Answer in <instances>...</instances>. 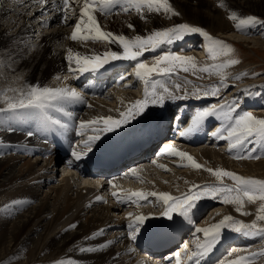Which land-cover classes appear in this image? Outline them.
<instances>
[{"label":"bare ground","instance_id":"6f19581e","mask_svg":"<svg viewBox=\"0 0 264 264\" xmlns=\"http://www.w3.org/2000/svg\"><path fill=\"white\" fill-rule=\"evenodd\" d=\"M171 1L173 6H187L188 10V6L191 4V0ZM196 1V5H208L203 0ZM231 1L232 3L237 1L242 7L264 15V0ZM37 4L40 5L38 0H23L22 5L11 7V12L0 9V94L13 93V95L9 94V101L12 99L18 101L21 98V89H26L30 85H38L74 89L80 98L50 101V105L48 104L42 110L30 108L0 111L1 264H6L3 262L15 259L22 253L24 256L22 255L23 257L14 264H50L51 261L61 256L71 257L78 264H139L138 257L133 261L130 258L134 249L138 252L143 251L141 248L144 245L141 242L145 240V230L159 227L161 224L168 225L171 222L183 224L185 222L183 226L190 228V233H193L197 227H206L222 219L223 216L218 213L215 218L211 219L214 216L211 215L204 222L195 226L192 219L197 215L199 206L191 213L189 222L178 215L175 216V219L169 220L161 215L162 211L155 212L157 198L149 197V202L141 201L140 205L127 201V195L132 191L148 193L164 190V192L178 196L188 191L192 185H199L204 180L217 181L215 176L205 170L207 168H203L206 172L199 173L195 177L190 175L193 177L192 179L188 176L186 181H180L174 176L172 178H175L173 181L176 182L173 186L166 188L157 183L158 176L153 175L159 167L152 164L146 172L147 178H142V180L148 181L149 187H140L137 190L134 189L135 186L132 187L126 183V179L131 178L132 175L119 174L121 164L112 168L109 174L98 176L93 175V171L84 169V165L89 166L88 155L95 152L98 147L117 140L124 139L126 141L125 138H128L129 135L124 133L125 128L133 125L136 120L142 122L152 118L154 105H149L146 111L135 119L130 118V123L123 125L120 129L102 135L101 140L94 145L88 155L79 161L75 160L72 156L73 149L83 147L82 141L86 140L88 135L93 134L90 129H84L83 134H80V122L106 116L120 118L121 112L126 111L136 100L144 98L145 84L143 91L136 95L134 94L135 90L134 93L129 90L138 89V86L131 85L129 80L117 83L108 80L107 87L115 86L117 89L108 91L103 97H92L84 87L80 86L79 78L83 76L84 72H69V61L66 59L68 49L81 56L99 55L101 57L107 50L122 51V49L118 44L106 41H73L70 38L69 28L65 27L67 24L60 23L58 18H54L48 24L39 20L34 25L31 24L28 20L36 19L34 13H39L44 18V14L38 10ZM123 7V3L113 5L109 9L112 10L110 17L107 16V10L103 12L102 18H105L106 28L109 31L103 26L101 28L111 33L116 30L120 31L122 35L131 39L144 28L141 20L146 17L148 12L145 10L144 16L141 17L134 8L125 12ZM132 12H135L134 18H129L127 14ZM189 13L193 12L189 10ZM129 24L134 26L132 28H136V33L131 34L127 30L130 28L126 27ZM153 24L159 25V21L155 20ZM8 29L10 31L13 29V32ZM232 29L234 28L232 27ZM233 39H241L247 43L252 42L258 50L263 51L264 49L260 48L261 41L245 39L236 35H233ZM106 44H109L107 48ZM192 44L195 45L194 42ZM113 62L110 61L106 66ZM72 67H76L75 63L72 64ZM239 70L247 71V68L240 67ZM49 75L56 79L55 82L53 79H47ZM91 78L97 80L94 76ZM232 78V76H224L215 84L222 91ZM154 80L157 81L155 75ZM167 83L168 88L176 96H184L185 92L188 93L187 98L181 99L183 101L195 99L200 103L207 100V96L202 95L203 90L200 87L188 88L183 82L182 84L173 79H169ZM176 85H180V88L177 89ZM195 89L201 90L199 99L191 95ZM104 91L101 89L97 93L102 95ZM157 91H162V89L158 88ZM60 105L63 110H60ZM85 108L87 110L86 117L77 110ZM0 109H7V104L3 105L1 100ZM66 110L71 113L63 114L62 111ZM239 113L243 112L239 110L237 114ZM209 118L211 119V117ZM56 120L60 121L59 125L54 123ZM98 126L102 127V125ZM29 131L34 133L31 137L27 135ZM199 153L209 161L212 169L228 167V158L222 157L218 150L203 148L199 150ZM212 156H218L219 161L212 160ZM262 164L264 165V163ZM59 165L61 166V178L56 180L55 172L57 175L59 172L57 166ZM242 165L247 166L246 163H242ZM71 169L76 171L77 176L72 173ZM179 169L181 166H178L176 171ZM195 169L193 167L191 170ZM259 169L261 170V168ZM191 170L188 171L189 174H192ZM183 171L185 170L183 169ZM102 177L104 178L102 179ZM137 182L139 179L136 180ZM99 185L100 189H97ZM113 192L121 193L125 197V202H118L113 196ZM97 197L101 199H97ZM211 200L213 199L205 198L201 201H205L207 204ZM13 201H18V203H12ZM129 203L134 209H130ZM5 205L8 207L6 208ZM224 205L229 206L228 204ZM130 212L134 216L142 214L149 217L144 224L145 228L142 227L136 239H132L129 235L131 229L128 228V224L132 220L128 217ZM70 225H76V227L70 228ZM92 233L99 234L92 236ZM198 234L203 240V234ZM86 237L90 238L85 239ZM194 238L193 236L191 240ZM223 239L226 237L224 236ZM131 243L134 244V249L131 247ZM100 245L105 246L100 247ZM258 245V243L253 246L248 245L245 249L240 247L225 261L235 259L236 255L264 251V247L261 248ZM82 247H91L96 250L82 252L79 250ZM197 258L189 259V263L192 264ZM151 262H155V260L153 259ZM254 264H264V258H257Z\"/></svg>","mask_w":264,"mask_h":264},{"label":"snow or ice","instance_id":"6c2138e0","mask_svg":"<svg viewBox=\"0 0 264 264\" xmlns=\"http://www.w3.org/2000/svg\"><path fill=\"white\" fill-rule=\"evenodd\" d=\"M44 3L45 0H40ZM73 3L76 0H72ZM70 0H62L63 5V21L66 23L69 19L68 8ZM123 3V10L125 12L134 8L135 11L144 16L145 10L148 13H160L179 15L175 12L170 0H83L82 6L79 9V19L76 21L74 30L71 33V39L73 41H106L115 43L120 46L122 51L107 50L103 53V56H81L79 53H73L71 49H68V55L66 59L69 61V72L77 71L80 73L88 71H98L103 68L104 65L110 61L125 60L134 61L135 70L134 75L142 80L145 84L144 98L136 100L131 104L126 111L120 113V118H113L112 116L97 117L93 120L80 122V134H83L84 129H90L92 135H88L86 140L82 141L83 147L73 149L72 156L75 160L79 161L84 156L88 155L94 148V145L101 140L102 135L114 132L120 129L123 125L130 123V118L135 119L137 116L142 115L149 105L163 106L166 100L183 99L187 98L188 93L185 92L184 96H176L173 91L167 87H163L162 91H157L156 81L154 80V74L168 75L176 71L178 68L184 72L196 71L197 65L195 58L192 56H183L174 52H165L163 55L157 57L155 61L149 65L142 59H140L145 52L155 51L165 44H172L176 41L183 40L187 35L200 34L205 37L209 44L207 45L210 53H213V58L217 54V48L220 53L232 51V47L227 45L224 41L214 39L205 30L198 26H191L187 23L174 25L161 30H154L151 33L141 36L136 35L133 38H128L124 35H116L111 32H107L101 28L98 23L94 12L99 10L105 12L109 10L113 5ZM98 6V9H97ZM223 6V5H221ZM230 19L237 20V16L233 13ZM257 18L248 16L240 19L236 24L237 29H241L242 26H250L257 23ZM128 27H134L129 24ZM75 63L76 67L73 68L72 64ZM229 63H238V61L232 60ZM226 66V65H223ZM214 65L213 68L223 67ZM208 67L200 69V71H209ZM67 78V77H65ZM121 79H124L123 77ZM179 89L180 85H176ZM220 89L218 87H211L210 90H204L202 95L204 96H218ZM192 96L197 99L200 98L201 90L195 89ZM70 98H80L79 94L74 89L68 88H52L41 87L38 85L27 86L26 89H21V98L17 102H9L7 109H0V111L6 110H18V109H44L48 106V102L65 100ZM239 107L237 101L231 103H225L222 105H211L201 109L193 114L190 118V123L182 131L179 132L181 137H186L199 131L204 122L209 117H217L218 119L226 118L231 121L227 126L221 125L211 135L216 137L220 136L221 132L227 133L226 136H220L221 139L228 141L229 151L237 148H243L245 144L251 143L253 139L264 140V118H257L250 112H243L236 115V109ZM227 108L228 111L224 112L223 109ZM55 124H60L59 120L54 121ZM98 125H102L98 126ZM34 133L29 131L27 135L31 137ZM161 152L164 154H171L179 157L181 160H187L188 165L196 169H201L204 166L199 164L194 157L189 153L179 150L174 146L168 144L163 145ZM254 152L250 153L247 158H252ZM239 158H245L238 156ZM257 159L259 157H256ZM71 163V162H70ZM165 167V166H161ZM210 174L216 177L217 182L210 185H192L188 191L174 196L168 192H148L144 191H132L127 195V201L139 205L141 201L149 202V197L157 198L163 202L164 211L162 216L169 220L175 219L178 215L183 217L187 221H191V213L197 208L198 203L205 198L219 199L224 204L235 205V210L243 215H249L248 212L243 211L245 202L256 203L259 201V207L257 209L256 219L251 223H245L241 220L234 219L231 215H225L218 222L212 223L206 227H197L196 233L203 234V241L197 237L195 241L196 251H193L188 256V259L193 257H203L211 253L222 239V233L225 229L241 233L244 235H253L264 238V226L258 225V221H264V180L247 178L241 176L235 172L228 171L223 168H207L205 169ZM130 174L139 178L138 172L135 168L129 170ZM230 178L234 181L233 185L224 184V178ZM111 183V182H110ZM115 187V185H113ZM113 196L116 197L118 202L124 203L125 197L119 192H113ZM97 199H101L97 197ZM12 203H18L13 201ZM7 208L8 205H5ZM128 217L132 218L128 224V228L131 229L129 235L132 239H136L137 234L142 230V226L149 218L145 215H135L128 213ZM70 228L76 227V225H70ZM102 232V230H101ZM99 233H92L95 236ZM86 237L85 239H89ZM111 243V242H109ZM105 245H100L104 247ZM185 249L188 245H184ZM80 251H95L96 249L87 247L80 248ZM131 251V250H130ZM229 253V257L234 254ZM177 264H180V253L175 254ZM257 258H264V251H257L249 253L248 255H236L235 259H228L227 261H221L220 264H254ZM51 264H78L71 257L61 256L51 261ZM199 264V261H197Z\"/></svg>","mask_w":264,"mask_h":264},{"label":"rangeland","instance_id":"374dc122","mask_svg":"<svg viewBox=\"0 0 264 264\" xmlns=\"http://www.w3.org/2000/svg\"><path fill=\"white\" fill-rule=\"evenodd\" d=\"M203 1L207 2L208 7L196 5L197 1L191 0V4L188 7H189V10H191L193 13H189L187 6L186 7L185 6L183 7L180 5L174 6L175 11L178 12L179 15H174L171 20H169L170 19L169 16H166L165 20H169L166 23H176V24L187 23L191 26H198V27L202 28L203 30H205L211 37L220 38L221 41H224L227 45H230L233 50L230 52L220 53L219 48H217V54H215V58H213L214 54L210 53L208 50V47H207V45L209 44V41L205 37L200 35L198 37L203 38V43H204L203 49L205 51V55L207 58L199 59L200 61L195 60L196 65L200 66V67H197L196 71L190 70L188 72H184L178 68L177 72L182 74L183 76L189 77L191 79H194V80H197L200 82H209V81L211 82L217 78L218 74H236L237 76L238 75L240 76L239 79L236 78V81L238 82V83H236L237 84L236 87L241 88L244 86L243 87L245 89L244 91L250 92V96L253 94V92L251 90H249V87H251L252 85L255 86L254 87L255 89L260 88L262 90V92L264 93V91H263V89H264V54H263L264 49H263V51L258 50L256 48V46L253 45L252 42L247 43L246 41L241 40V39H239V40L233 39L232 41L230 40V39H232L233 35L242 36L245 39H253V40L261 41L262 45L260 46V48H264V15L260 14V13H255V12L251 11L250 9H247L246 7H242L241 5L238 4L237 1L236 2L234 1L233 3H232V1L230 2V0H229V2H227V0H203ZM192 3H193V5H192ZM221 5H223V6H221ZM198 6H199V8H198ZM201 8H202V10H200ZM204 8H206V9H204ZM180 9H182L183 11ZM233 13L236 14L237 20L230 19V16ZM248 16L256 17L258 22L256 23L255 26H262L263 29L256 30L255 28H253L251 30H248L244 35H239L236 33H229V32H231V30H233L232 27L235 29V24H233L229 28V24H228L229 22L233 23L234 21L236 22V21L243 19L245 17H248ZM160 20H163V18L161 17ZM160 20H157V21H160ZM142 25H143V23H142ZM143 26L145 27V29L140 31L138 35L144 36V35L151 33L152 31H154L155 24H153V25L149 24L148 25L147 23H145ZM126 27H128V26H126ZM246 27L249 28L250 26H247V25L243 26V32L245 31ZM8 30L10 31V29H8ZM127 30L129 31V29H127ZM10 32H13V29H11ZM130 32H134V30L131 29ZM224 32H227V33H224ZM114 34L121 35L120 31H117V30L114 31ZM218 34H221L222 37L219 36ZM227 36L230 39L223 38V37H227ZM162 53H163V51H162ZM190 54H193V53H190V51L185 50V51H183V54H179V55L190 56ZM161 55L162 54H159L157 57H159ZM149 60L150 59H147V61H149ZM232 60L238 61V63H234V64L229 63ZM214 65H218V66L226 65V66L213 68L212 66H214ZM204 66L208 67L210 70L209 71H200V69L204 68ZM240 67L247 68V71L246 70H244V71L239 70ZM227 76H232V75H227ZM53 81H54V79H53ZM54 82H52V83L54 84ZM217 82H218V80H217ZM230 84H232L231 86H235V83H233V82H231ZM241 84H242V86H240ZM58 85L60 86V84H58ZM194 87H197V86L193 84L191 88H194ZM236 87H234V88H236ZM22 88H24V87H22ZM188 88H190V87H188ZM232 90H230L225 95H228ZM9 94L13 95V93L11 94L10 92L0 94V100H1L2 104L6 103L4 100H6L7 97H10ZM4 95H7V96H4ZM2 97H3V99H2ZM9 99L10 98H8L7 101H9ZM9 102H17V101H14L12 99ZM115 108H117V107H115ZM85 117H86V115H85ZM197 158L201 161V163L204 162V160L201 158V156H199ZM213 159L214 160L216 159L215 161H219L218 156H214ZM177 160H179V159H177ZM261 160H262V162H260ZM198 163L201 164L200 162H198ZM262 163H264V156L259 157L258 159L252 158V159L246 161V164L248 167L246 165H242V163H241L240 166H239V164H237V166H232L231 168L235 169L236 171H239V175H241V176L247 177V176L251 175V176H253V179L264 180V175H263L264 174V169H263L264 165ZM205 164H206V166L201 164L204 166L203 168H208L207 166H210V168H211V164L209 163L208 160ZM257 165H260V166L258 167ZM203 168L191 170L192 174L187 173L186 176L191 177L190 175H192L195 177L199 173L206 172L205 170H203ZM259 168H261V170ZM57 169L59 172L57 173V176H56L57 179L56 178L55 179L60 180V178H61L60 165ZM170 169H172V168H170ZM246 169H248V170H246ZM257 170H259L260 172ZM177 172L178 173H176V174H179L180 172H183V169H179V170H177ZM257 172H258V174H257ZM170 174H172L171 176L174 175L172 173V171L168 172L166 175H170ZM193 174H196V175H193ZM257 202L259 203V201H257ZM213 207L218 208L220 210L219 211L220 213L224 212V209H225L223 203H221V202H220V204H217L216 206H213ZM244 209H245V206L243 207V211H244ZM257 223L260 226H264V221H258ZM22 255L24 256V253H22L20 256L16 257L15 259L6 260L3 263H6V264H12L13 263L14 264L15 262H17L18 259L23 257ZM1 263L2 262H0V264Z\"/></svg>","mask_w":264,"mask_h":264}]
</instances>
